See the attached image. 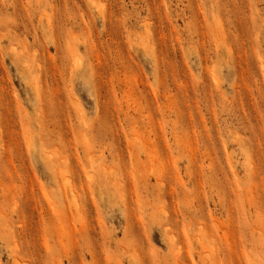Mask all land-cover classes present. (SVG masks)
Returning <instances> with one entry per match:
<instances>
[{
	"label": "rangeland",
	"instance_id": "1",
	"mask_svg": "<svg viewBox=\"0 0 264 264\" xmlns=\"http://www.w3.org/2000/svg\"><path fill=\"white\" fill-rule=\"evenodd\" d=\"M0 264H264V0H0Z\"/></svg>",
	"mask_w": 264,
	"mask_h": 264
}]
</instances>
